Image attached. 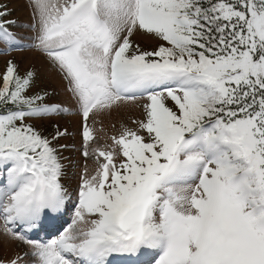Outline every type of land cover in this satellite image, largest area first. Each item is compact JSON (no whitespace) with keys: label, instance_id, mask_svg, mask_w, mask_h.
Wrapping results in <instances>:
<instances>
[{"label":"snow or ice","instance_id":"obj_1","mask_svg":"<svg viewBox=\"0 0 264 264\" xmlns=\"http://www.w3.org/2000/svg\"><path fill=\"white\" fill-rule=\"evenodd\" d=\"M33 47L63 73L86 163L69 192L57 146L31 122L71 108L0 75V233L30 251L0 264H264V0H31ZM0 3V40L15 21ZM152 36L147 50L137 34ZM140 108L101 145L105 113ZM90 118L93 126L89 125ZM93 161L91 167L87 161ZM53 239L29 234L62 218ZM142 264H153L152 261Z\"/></svg>","mask_w":264,"mask_h":264},{"label":"rangeland","instance_id":"obj_2","mask_svg":"<svg viewBox=\"0 0 264 264\" xmlns=\"http://www.w3.org/2000/svg\"><path fill=\"white\" fill-rule=\"evenodd\" d=\"M0 2L7 5L10 13L5 19L15 21L11 27L16 38L19 40L28 39L27 41H23L24 46L16 47L21 51L0 53V75L6 70L8 62L11 61L17 66V70L21 76L28 71H32L35 74L29 94L47 92L49 95L45 98V102H53L62 107L71 108L72 111L74 110V112L53 114L31 121L42 133H50L47 134L48 136H53L57 128L61 131L67 130L68 134L59 138L57 142H59V145L68 146L67 151L65 149L59 150L60 155L63 157V162L67 166L65 174L61 177V181L69 192H73L74 190H78L86 163L85 157L82 154L83 138L81 134L83 121L82 116L78 113V105L75 98L68 91V82L64 79L63 73L58 70L45 53L32 46L35 42L33 38L37 35V30L32 26L37 21L34 18L31 0H0ZM132 40L134 43L139 44L141 48L147 50H151L157 43L152 36L142 33L135 34ZM4 44H7L10 50L16 49L13 45L2 40L0 42V50L4 48ZM141 111L140 108L132 110L122 108L119 111H113L110 115L105 113L102 121L97 119L94 125V134H98V137L95 136L97 142L101 145L111 144L110 137L119 133L121 123H127L129 126H132L131 119L140 117ZM89 125L93 126L91 118ZM87 164L91 167L93 161L88 160ZM72 216L67 217V219L71 221ZM0 224H2V221H0ZM61 229L58 228L55 235L48 237L47 240L58 236L62 231ZM27 251H30L27 245L20 241L6 238L3 233H0V261L1 259H14L17 255H23ZM114 257H121L122 259L130 258V256L119 254Z\"/></svg>","mask_w":264,"mask_h":264},{"label":"trees","instance_id":"obj_3","mask_svg":"<svg viewBox=\"0 0 264 264\" xmlns=\"http://www.w3.org/2000/svg\"><path fill=\"white\" fill-rule=\"evenodd\" d=\"M0 3H1V2H0ZM9 31L14 32L11 26L9 27ZM27 40H28V39H27ZM27 40H22V39L19 40L18 38H16L15 41L11 42L10 44L13 45V47H15V48H16V47H21V46H24V45H23V43H24L23 41H27ZM0 42H2V40H0ZM3 46H4V48L0 50V53H4V52H5V53H10V52L21 51L19 48H16L15 50H10V49L7 47V46H8L7 44H4ZM46 103H53V102H46ZM43 134L46 135V136H48L47 134H50V133L43 132ZM51 136H52V135H49L48 137H51ZM57 146H59V142H57ZM63 149H65V150L67 151V148H66V147H64V148H59V150H63ZM62 162H63V161H62ZM63 163H64V162H63ZM66 167H67V166H66V164H65V169H66ZM1 261H5V262H6V261H8V260L1 259Z\"/></svg>","mask_w":264,"mask_h":264}]
</instances>
